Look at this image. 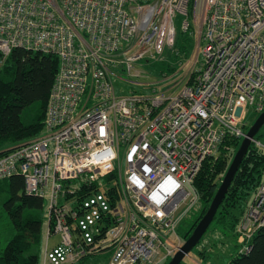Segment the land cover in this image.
<instances>
[{"label": "built area", "instance_id": "1", "mask_svg": "<svg viewBox=\"0 0 264 264\" xmlns=\"http://www.w3.org/2000/svg\"><path fill=\"white\" fill-rule=\"evenodd\" d=\"M179 15L195 28L192 70L117 95L120 70L139 77L138 61L173 48ZM16 47L58 58L41 131L0 155V180L21 175L44 200L40 264H167L201 211L204 160L264 111V0H0L1 57ZM262 225L264 176L239 252Z\"/></svg>", "mask_w": 264, "mask_h": 264}, {"label": "trees", "instance_id": "2", "mask_svg": "<svg viewBox=\"0 0 264 264\" xmlns=\"http://www.w3.org/2000/svg\"><path fill=\"white\" fill-rule=\"evenodd\" d=\"M179 37L177 33L175 52L185 59L190 50V40ZM57 70L58 58L52 54L16 47L4 59L0 55V155L41 131ZM169 70L174 72L175 68ZM31 106L35 108L34 114L30 122L24 124L21 114ZM262 137L263 134H258L256 139ZM5 144L8 149L3 147ZM239 144L240 138L227 136L217 152L204 160L194 180L202 208L191 230L208 208ZM263 176L264 150L251 142L214 221L223 227L235 228ZM7 185L9 198L4 206L14 232L5 247L0 249V264H40L43 219L35 211L43 210L44 200L25 192L21 175L9 177ZM188 235L189 232L185 238ZM180 264L185 263L182 260ZM225 264H264V225L254 233L250 250H237Z\"/></svg>", "mask_w": 264, "mask_h": 264}, {"label": "rangeland", "instance_id": "3", "mask_svg": "<svg viewBox=\"0 0 264 264\" xmlns=\"http://www.w3.org/2000/svg\"><path fill=\"white\" fill-rule=\"evenodd\" d=\"M180 22H181V17L179 15L175 18L177 33L180 36L179 38L186 39L187 41L189 39L190 41L188 42L191 44L187 58L184 59L181 54H177L175 52L176 48H174L173 46V48H166L163 54H161L155 60L150 59V61H145V59H143L141 61H138L135 64V70H139L142 72V74L139 77H134L129 75L126 70H120V72L122 73V78L125 79V81H123L125 84H123L122 79L115 80V90L117 95H125L131 91L149 92L150 88H153L154 86H156L161 82L154 84L153 86L150 85L149 83H154L155 81L163 78L166 75L171 76L173 74V72L169 70L170 68H175L174 73L176 72L179 75V77L183 76L184 74L192 70L196 57V49H195V40L191 34L193 31H195V28L192 25L189 28V31L185 32L180 27L181 26ZM198 58H200V56H198ZM34 110H35L34 106H31L23 110L21 114V119L24 124H28L30 122L31 117L34 114ZM257 116H258L257 114H252L249 110L248 116L245 121L246 128H249V126L254 122ZM263 129L264 128L262 126L259 132L256 134V136H258V134H262ZM27 140L29 139H26L22 142H25ZM241 140L242 139H240V142ZM260 140L264 143V137H262ZM5 145L3 147L8 148L7 144ZM7 181L8 178H6L5 180H0V249L5 247V245L7 244L8 240L10 239V237L14 232L11 218L4 206L5 202L9 198ZM101 189L103 190L104 186H101ZM254 193L255 192L251 193L250 200L253 198ZM35 212L43 219L41 249H40V258H42V252L46 237V222L44 221L45 204L43 210L35 211ZM195 218L196 216L194 215L191 216L190 218H186L177 227L176 233L182 243L186 240L187 237L185 238V236L188 234V232L190 234L191 231L193 230V229L191 230V228L192 225L194 224L193 221L195 220ZM240 221L236 224L235 228H228L217 224L213 220L202 237V239L206 240V242H204V244L200 242L196 244L188 252V254L185 255L183 262L185 264L227 263L231 259L232 255H234L235 252L239 250L240 246H242L237 231V227ZM215 235L216 238L213 237ZM171 237L174 238L175 236L171 235ZM56 240L57 237L50 238L49 245L54 243ZM166 243L170 247H173L172 243H169L168 241ZM94 258H96L95 262L97 264H104L106 261V257L103 256L102 257L98 256ZM170 259L171 257L168 259V261Z\"/></svg>", "mask_w": 264, "mask_h": 264}, {"label": "water", "instance_id": "4", "mask_svg": "<svg viewBox=\"0 0 264 264\" xmlns=\"http://www.w3.org/2000/svg\"><path fill=\"white\" fill-rule=\"evenodd\" d=\"M264 125V111L261 112L247 129L233 158L203 216L198 220L193 230L180 246V249L171 257L167 264H180L185 255L199 243L210 223L214 220L217 210L222 203L230 184L251 144L260 128Z\"/></svg>", "mask_w": 264, "mask_h": 264}, {"label": "crops", "instance_id": "5", "mask_svg": "<svg viewBox=\"0 0 264 264\" xmlns=\"http://www.w3.org/2000/svg\"><path fill=\"white\" fill-rule=\"evenodd\" d=\"M5 149H6V148H5ZM5 149H4V150H5ZM7 149H8V148H7Z\"/></svg>", "mask_w": 264, "mask_h": 264}]
</instances>
